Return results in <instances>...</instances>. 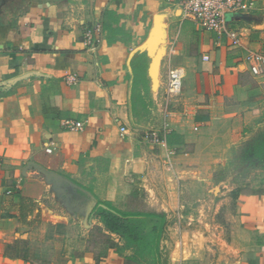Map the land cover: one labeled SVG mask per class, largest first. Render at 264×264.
Instances as JSON below:
<instances>
[{
	"label": "crops",
	"instance_id": "0c3cea01",
	"mask_svg": "<svg viewBox=\"0 0 264 264\" xmlns=\"http://www.w3.org/2000/svg\"><path fill=\"white\" fill-rule=\"evenodd\" d=\"M253 1L251 11L226 14L228 27L240 34L235 46L228 35L185 17L179 0H0V240L13 243L31 230L42 199L78 204L87 192L91 202L75 208L78 216H88L98 198L118 207L144 192L150 210L167 213L172 201L182 215L181 196L170 201L159 186L173 179L163 170L210 183L233 136L264 123V73H252L246 59L249 51H264V0ZM114 10L124 15L116 35L107 28ZM97 21L104 31L91 50L83 33ZM157 23L160 52L151 50L161 61L154 79L144 45ZM140 65L147 88L140 84L134 98ZM174 67L185 72L178 93L167 88ZM72 74L74 83L66 79ZM67 120L84 121V129L65 128ZM151 129L166 146L146 136ZM88 175L97 187L90 192ZM257 178L261 189L250 211L234 219L231 240L215 234L212 244L202 243L198 231L191 237L187 230L170 244L173 264H264V179ZM21 196L37 202L32 226L18 218ZM72 253L64 264H124L113 250L97 257ZM31 262L0 250V264Z\"/></svg>",
	"mask_w": 264,
	"mask_h": 264
},
{
	"label": "rangeland",
	"instance_id": "374dc122",
	"mask_svg": "<svg viewBox=\"0 0 264 264\" xmlns=\"http://www.w3.org/2000/svg\"><path fill=\"white\" fill-rule=\"evenodd\" d=\"M174 9L173 5L172 12ZM150 26L151 24L147 28ZM151 44L150 49H154L157 46V40L152 41ZM160 44L163 42L161 41ZM233 138L234 143H230L227 151L222 150L224 164L220 163L211 170L210 183L196 180V177L189 181L177 178V174H172L173 168L163 170L164 176L171 174L173 179H166L165 184H160L161 190L165 188L163 193L165 192L168 200L181 196L185 204L180 215L177 208L179 204L176 203L173 206L170 200L172 207L167 212L170 216L167 215L168 225L161 241L163 264H173V248H170V244L174 240H180L187 230L190 231L191 237L193 230L198 231L195 238L202 243L212 244L216 235L222 239L231 240V225L234 219L241 212L250 211L252 196L262 186L257 185L255 180L258 176L264 179V156L261 158L258 152L254 153L252 150L255 144L264 140V123L256 130H249V133L244 136L234 135ZM83 180L87 187L85 189L89 192L88 188H97L92 175L86 176ZM171 191H174V195L170 193ZM147 194L148 192H144L136 195L134 199H124L118 202L117 206L126 211L150 210L145 202ZM80 196L82 202L78 204L72 199L65 200L59 197L42 199L39 204L41 211L39 222H36L31 230L15 238L13 243H7L1 239L0 250H5L7 254L22 256L32 261L31 264H64L70 252L97 257L107 256L113 250L123 258L113 246L116 243L122 245L120 236L106 228L94 209L88 216L76 215L75 208H79L80 204L87 208L91 202L88 192ZM174 210L175 213H173ZM56 212H60L62 217L56 216ZM177 225L181 227L178 231L175 230ZM169 226L171 229H168ZM165 237L168 238V244L163 243ZM188 241L187 239L186 242ZM209 251L211 252L210 249ZM181 262L179 264H194L188 260Z\"/></svg>",
	"mask_w": 264,
	"mask_h": 264
},
{
	"label": "trees",
	"instance_id": "16d2710c",
	"mask_svg": "<svg viewBox=\"0 0 264 264\" xmlns=\"http://www.w3.org/2000/svg\"><path fill=\"white\" fill-rule=\"evenodd\" d=\"M111 23L107 25L112 35L121 34L124 26V15L114 10L110 11ZM145 67L136 70L133 94L138 96L140 84L147 88ZM140 94V93H139ZM254 153L264 156V140L252 147ZM37 202L31 198L20 197L18 218L24 224L32 226L35 221L31 214ZM94 212L104 223L106 228L120 236L122 245L116 243L118 254L123 256L124 264H163L161 241L168 225L167 214L163 211H126L112 204V202L98 198ZM39 222V221H36ZM128 251V254L124 252Z\"/></svg>",
	"mask_w": 264,
	"mask_h": 264
},
{
	"label": "built area",
	"instance_id": "2783aa9c",
	"mask_svg": "<svg viewBox=\"0 0 264 264\" xmlns=\"http://www.w3.org/2000/svg\"><path fill=\"white\" fill-rule=\"evenodd\" d=\"M179 6L185 17L191 18L202 28L215 32L218 37L228 35L232 45L239 46L241 44L240 34L238 30L228 27L229 20L226 14L251 11L255 4L253 0H179ZM103 31V25L98 21L87 27L83 33L84 44L91 50H96ZM246 59L252 73L255 75L264 73V51H249ZM184 77L185 72L181 67L170 69L167 81L168 91L178 93L182 89ZM66 79L68 82L74 83L78 77L72 74L66 76ZM84 126V121H64V127L70 130H82ZM121 129L126 132V128L122 127ZM146 136L154 143L166 146V140L160 138L155 130L151 129Z\"/></svg>",
	"mask_w": 264,
	"mask_h": 264
},
{
	"label": "water",
	"instance_id": "95a60500",
	"mask_svg": "<svg viewBox=\"0 0 264 264\" xmlns=\"http://www.w3.org/2000/svg\"><path fill=\"white\" fill-rule=\"evenodd\" d=\"M160 28V24L157 23L154 27V29L152 30L151 36L148 39V41L145 43L144 45V49L151 55L152 57V62H151V67H150V73L151 76L156 79V75H157V70L161 61V56L159 57V59L156 57V53H154V50H151V42L155 40V38L157 37V29ZM161 30V28H160ZM157 48L160 52L159 49V44L157 45Z\"/></svg>",
	"mask_w": 264,
	"mask_h": 264
}]
</instances>
